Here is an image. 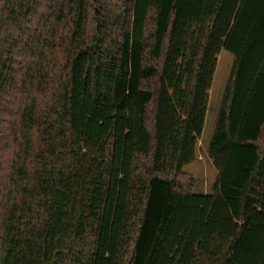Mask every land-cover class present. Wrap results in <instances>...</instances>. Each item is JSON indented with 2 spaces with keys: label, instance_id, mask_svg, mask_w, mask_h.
Segmentation results:
<instances>
[{
  "label": "trees",
  "instance_id": "obj_1",
  "mask_svg": "<svg viewBox=\"0 0 264 264\" xmlns=\"http://www.w3.org/2000/svg\"><path fill=\"white\" fill-rule=\"evenodd\" d=\"M251 8L264 0H0V264H264V42L234 113L249 29L210 190L184 170Z\"/></svg>",
  "mask_w": 264,
  "mask_h": 264
},
{
  "label": "rangeland",
  "instance_id": "obj_2",
  "mask_svg": "<svg viewBox=\"0 0 264 264\" xmlns=\"http://www.w3.org/2000/svg\"><path fill=\"white\" fill-rule=\"evenodd\" d=\"M136 16V15H135ZM248 23L240 31L233 33L229 40H225L223 49L221 50L216 68L214 71L211 88L208 92V111L206 115V121L204 125L203 134L200 137L197 146V156L196 159L189 164L184 166V170L188 173L194 175L198 179V184H196V189L204 192H208L211 185L216 177V168L209 158L206 149V143H208L216 121V109L222 95L223 88L226 84L228 75L230 73L232 61L234 55L240 51V45L243 43L245 38V29H249L251 34L252 44H254V38L256 37V42H259L255 48H246L245 60L242 63V68L240 71L239 78V88L237 96L235 99L234 113L237 115L240 110V104L243 98V88L248 82L250 74L255 69L258 57L260 56V49L264 42V13H260L259 9H252L248 13ZM130 110L125 114L126 123H124L125 131L129 128L130 122ZM122 174H120V177Z\"/></svg>",
  "mask_w": 264,
  "mask_h": 264
}]
</instances>
